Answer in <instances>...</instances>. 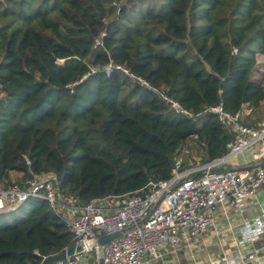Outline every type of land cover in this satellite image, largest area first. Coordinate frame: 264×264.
Instances as JSON below:
<instances>
[{"label":"trees","instance_id":"1","mask_svg":"<svg viewBox=\"0 0 264 264\" xmlns=\"http://www.w3.org/2000/svg\"><path fill=\"white\" fill-rule=\"evenodd\" d=\"M256 56L264 0H0V186L48 177L78 205L114 201L221 158L234 133L211 109L261 122ZM63 213L40 198L0 213V264L62 253Z\"/></svg>","mask_w":264,"mask_h":264},{"label":"built area","instance_id":"2","mask_svg":"<svg viewBox=\"0 0 264 264\" xmlns=\"http://www.w3.org/2000/svg\"><path fill=\"white\" fill-rule=\"evenodd\" d=\"M97 43L95 41V45ZM110 70L109 64L104 69V75L108 76ZM123 73L127 74L126 71ZM160 97L174 112L188 115L166 96ZM211 112L220 123L230 122L232 126L234 137L225 145V155L208 163L189 164L182 171L178 170L180 160H176L170 179L150 183L145 187L147 192L142 195L137 192L144 188L124 194L118 200L97 199L78 205L72 198L56 193L52 179L34 176L24 183L23 189L15 185L0 186V205L15 207L29 198H40L56 213L66 211L63 220L71 235V245L83 243L88 250L53 264H81L84 254H96L97 251H100V256L96 255L95 264L99 260L100 264L162 262L164 256L175 255L181 247L192 248L191 245L213 225L218 207L234 209L242 217L244 202L254 198L257 191L264 187V162L249 170L211 171L227 166L232 156L257 144L262 151L252 157L254 161L264 159V121L249 128L237 121L242 112L229 116L220 105ZM177 182L179 184L172 189ZM263 228L259 217H242L235 245L243 247L258 242L264 233ZM116 232L119 233L118 237L106 246L95 244L97 237ZM212 264H264V246L238 252L233 257L219 259Z\"/></svg>","mask_w":264,"mask_h":264},{"label":"crops","instance_id":"3","mask_svg":"<svg viewBox=\"0 0 264 264\" xmlns=\"http://www.w3.org/2000/svg\"><path fill=\"white\" fill-rule=\"evenodd\" d=\"M261 120L264 121V112H262ZM258 151L262 150L260 145L257 144L252 149H246L245 151H242L232 156L227 166L230 169L234 170H249L250 167L256 166L261 161H254L252 157ZM244 204L245 210L243 212L242 217H259L262 220L264 226V187H261L255 194V197L245 201ZM13 208L14 207L0 205V213L11 211V209ZM242 217L237 214L234 209H231L226 206L218 207L214 214L213 225L206 231V235L199 238L201 240L200 243L205 246H217L216 251L219 250L220 252V250H223L225 253L223 255H227L226 258L233 257L238 252H244L250 250L251 248H258L260 246H264V233L259 239V241L252 245L243 247H237L235 245L239 237L240 221ZM196 241H198V239ZM179 255H181V253ZM164 259L165 260H163L162 262H157L155 264H187V258H185L183 255H181L180 262H178L175 257L171 256H166Z\"/></svg>","mask_w":264,"mask_h":264},{"label":"rangeland","instance_id":"4","mask_svg":"<svg viewBox=\"0 0 264 264\" xmlns=\"http://www.w3.org/2000/svg\"><path fill=\"white\" fill-rule=\"evenodd\" d=\"M256 63L258 65V70L260 71L262 69V64L264 63V59L261 56H256ZM262 121V120H261ZM197 162V159H196ZM182 163V161L180 160V164ZM189 164H192V161L187 162ZM12 210V209H11ZM63 215H65L63 213ZM11 218H6V220H8L7 222H11L10 220ZM0 221H3V219H0ZM207 233H205L206 235ZM204 236V235H203ZM202 236V237H203ZM201 240L198 239V241H196V243H194V245H191L192 248H184L181 247L176 253H175V259L180 262V258L181 255H183L186 259V263L187 264H212L214 263L216 260L219 259H225L227 257V255H223L225 254L223 250H217L216 251V247H211V246H205L202 245ZM219 247V246H218ZM219 249V248H218ZM181 253V255H179ZM96 255L99 257L100 256V251L96 254H91V264H95L96 262ZM167 256V255H166ZM163 257V260H165ZM209 258V259H208ZM203 260V261H201ZM200 261V262H199ZM160 264V263H158Z\"/></svg>","mask_w":264,"mask_h":264},{"label":"water","instance_id":"5","mask_svg":"<svg viewBox=\"0 0 264 264\" xmlns=\"http://www.w3.org/2000/svg\"><path fill=\"white\" fill-rule=\"evenodd\" d=\"M264 162V159H262L256 166L261 165ZM256 166L250 167V169L255 168ZM222 169H230L228 166H224L222 168H213L211 171L212 172H216V171H220ZM150 183H152L151 181L147 180L143 186L140 189L145 188L147 185H149ZM179 184V182L175 183L172 187L175 188L177 185ZM119 233H112L109 235H103L100 237H97L95 239V244L99 247H103L106 246L110 241H112L113 239H115L116 237H118ZM88 250V247L86 244L83 243H75L70 245L69 247H67L66 250H64L62 253L58 254V255H54V256H49V257H45L42 259L40 264H53L55 261L58 260H63L65 258H68L72 255L75 254H80V253H85ZM100 260L98 261V264H100Z\"/></svg>","mask_w":264,"mask_h":264}]
</instances>
